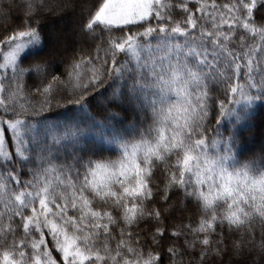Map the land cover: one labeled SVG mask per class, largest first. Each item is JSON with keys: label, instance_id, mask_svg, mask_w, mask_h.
Segmentation results:
<instances>
[{"label": "snow or ice", "instance_id": "1", "mask_svg": "<svg viewBox=\"0 0 264 264\" xmlns=\"http://www.w3.org/2000/svg\"><path fill=\"white\" fill-rule=\"evenodd\" d=\"M0 31V264H264V0H0Z\"/></svg>", "mask_w": 264, "mask_h": 264}, {"label": "trees", "instance_id": "2", "mask_svg": "<svg viewBox=\"0 0 264 264\" xmlns=\"http://www.w3.org/2000/svg\"><path fill=\"white\" fill-rule=\"evenodd\" d=\"M231 2V0H217V3H226ZM90 4H93L98 7L99 3H102V0H89ZM257 20L258 23L260 22V14L257 12ZM66 27H71V25H66ZM5 33L3 31H0V39L3 38ZM221 99H227L223 95H220ZM75 106L69 105L68 108H74ZM56 111L66 112L67 109H57ZM103 114V108L101 105L94 103L92 106L91 115L97 116L99 119L100 116ZM51 115V114H50ZM81 118L84 120H87L88 114H81ZM234 122V118H224L221 122L222 127L221 131L223 133H227L231 131L232 124ZM216 126L215 120L212 121V127L214 128ZM238 134L242 138V143L239 146V151L242 155H250L254 152H259L260 146L259 144L264 141V103L257 102L253 109L250 110L248 114V119L246 122L241 123L239 127L237 128ZM211 128L209 129V135H211ZM6 137H9V147H12L10 134L6 132ZM115 147V146H113ZM199 215L196 214L192 217V223L193 226H195L196 223H198ZM166 236L168 233L165 234ZM147 250V249H146ZM164 252H166V247L161 249L162 259H166V257L163 255Z\"/></svg>", "mask_w": 264, "mask_h": 264}, {"label": "rangeland", "instance_id": "3", "mask_svg": "<svg viewBox=\"0 0 264 264\" xmlns=\"http://www.w3.org/2000/svg\"><path fill=\"white\" fill-rule=\"evenodd\" d=\"M69 26V25H68ZM258 146H264V141H262V143L261 144H259Z\"/></svg>", "mask_w": 264, "mask_h": 264}]
</instances>
